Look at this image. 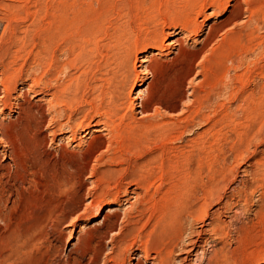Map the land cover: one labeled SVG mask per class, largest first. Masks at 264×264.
<instances>
[{
  "label": "rangeland",
  "instance_id": "1",
  "mask_svg": "<svg viewBox=\"0 0 264 264\" xmlns=\"http://www.w3.org/2000/svg\"><path fill=\"white\" fill-rule=\"evenodd\" d=\"M57 1L58 0H0V257L4 253L7 256L9 255L7 258L1 257L0 264H90V261L96 252H98V261L96 262L97 264H113L110 261V256L112 255L113 239L119 236L124 229L128 212H134V208L141 205L139 208L143 209L145 207L143 209V211H145L143 212V214L145 215H143L142 221L147 220L148 217H152L157 209L159 210V204L156 202V199H158L157 197H160V191H164V188H166L168 185L172 186L171 183H173L176 179L179 183L180 181H184L182 184L185 185L184 186L181 184L182 189L179 188V191L177 192V194L180 193L179 196L183 200H179V198H177L176 204H186L189 201H194L196 197H201L200 195H202L203 193V185H201V183L204 179V183L207 184L210 182V180L207 178L210 175H206L201 181L195 182L193 178V160L185 158L180 161L181 163H179L176 168H168L170 169V172H168L169 170L165 171L167 172V174H163V176L165 175V177H160L161 174L159 170L155 169L156 171L148 176L149 178H147L148 182L150 181L148 186L149 189L147 188V190L143 185L142 179L140 180L136 176H133L136 179L133 181L134 178L130 177L132 176L130 175L131 173H129L130 171L126 172V169H130V165L127 166L129 164V158L126 159V163L122 165L114 161H108V158L101 159V161L96 158V154L99 151L103 150L105 147L106 134L104 132L106 131L101 130L102 126L96 123V121L98 122V120H101L99 116L95 114H89L84 117L85 113H87L89 109V106L87 105L88 103H85V101L87 102L88 100L85 99V96L87 95H81L80 91L77 95L79 98L77 97L76 100L77 107L75 106L71 110H74L73 113L76 114L75 121L73 122H76V120L78 122L82 120V127H79L75 130V127L72 126L75 123L72 122V125L69 124L72 127L68 124H64L65 126H67L65 128V126L63 125L64 121H66L65 119L59 120L60 122H62L61 125L59 124L60 122L58 123L56 120L54 121L52 114L50 115V111L49 109H47V102L45 101L49 96L44 95L46 91H43V86H41L40 84L37 86V84L33 83L35 82L34 80L37 79L38 75L37 70H35V61L39 54L37 52H40L41 48L43 47L42 44L44 43V41L46 42L47 38L51 36L50 34L53 35L51 31L54 33L56 32V34H59L58 36H60V38L57 36V39L55 36L57 42L56 40H53V49L57 50L56 45L58 44L59 46L66 48L67 55L70 57L71 62L73 63L75 61L74 64L71 63L70 70L75 75H80L82 78H84L83 68L85 65L87 68V57H89L90 61L92 59L91 62L93 63V61L96 59V57L93 56L95 55V53L96 55H99L101 53L99 57H97L101 60V55L103 56V53L107 50L108 52H105V55H107V57H103H105L104 59L109 58V60L105 61L104 59H102L100 61L99 59H96L97 62L95 61V63L93 64H100L102 62V64L108 65L110 63V59L112 61L111 56L113 57V55H115V52L117 54H122V51L124 52L125 49L124 45H127L130 41L129 39L139 33L136 32L137 27H140L141 29L142 27H145L144 29L147 30L149 29L148 26L151 25L150 28L153 26L152 23H161V21L158 20L163 19L164 16L162 14H165V12L171 13V11L173 10L174 11L172 13H176V11H178L177 13H182V11L191 12L194 8H192V4H194V1L199 0ZM231 1L232 5L234 3L237 5V9H240H238L239 12L237 11L238 13H240L237 17L240 21H238V19L236 18V24L230 23L226 26H223L222 28H220V32L218 29V31L216 32L217 34L215 33V37L221 42L220 39L223 36V30H225V33L228 31L234 32L239 28L244 29L247 24L245 30V34L247 36L243 33L245 35V39H243V41L244 44H246L244 45L243 52H245L246 50L247 53H244L245 57L243 66H241L240 69H235L236 71H230V75H232L233 77L231 81H226L228 83L225 84V88L222 91L224 93H221L219 96L209 95L211 102L207 107V104H204L205 106L201 107L202 113L211 119L210 122L206 123L205 120L197 121V123H194V126H191L193 128L189 127V130L191 128L192 131L190 130L186 132V134H184L183 140L178 142L182 144V146L184 144L186 145L185 140H188L191 136V138L195 137L196 134L199 133V131H205L207 128L206 126L210 128L209 131L214 134L211 139L212 142H214L212 152L216 156L215 160H213L211 163L213 171H211L212 175L210 177L213 178V181H216L221 177L219 169L223 164V157L226 156L230 157L226 162L231 166L233 165V169L230 173H228V175L232 176V173L233 176L235 175L234 182L231 183L230 187L224 192L223 200L229 196V193H231L232 190L240 188L244 181H249L250 178L248 177L250 176L248 173L244 172V168H253V166H257L259 164L257 157H260V150L264 146V106L261 103L260 98V95H264V0H248L247 2L246 0ZM56 3H58V5H55ZM238 3L240 6L238 5ZM248 3H250L251 5ZM59 5L60 7H62L61 9H59ZM190 5H192L191 10L189 8ZM247 5H250L251 7H248ZM55 6H57L58 8H56ZM54 8L55 10H57V13L59 12L58 9L63 11H61L60 15L55 14L58 18H56V23L53 22L54 20H52V18H54L55 16L52 10ZM250 8H252V10L253 8L256 9V16H252ZM229 9H231V6L229 7ZM207 11H210V9H208ZM146 13L147 16H145ZM153 14L157 15L158 18H160L161 16L162 17L161 19L155 18L154 20ZM61 15H65V18L67 17L66 20L64 19V16L61 18ZM250 16H252L253 19H256L257 17L256 21H259L257 24L258 26L256 25V21L254 22V20H249ZM198 19L200 21L201 17H198ZM217 19L213 17H209V19H206L207 21H205V25L201 28V32H204L206 26L213 22V20ZM58 20V24L60 25V27H57H59V29L62 27V29H60L59 31L65 30L64 32L61 31L62 33H58V28L56 27ZM61 20H64V22L67 21L66 24ZM242 20L245 22L244 25ZM149 21H152V23H150ZM51 22L53 23V25L51 24ZM49 26L50 28L54 26L55 29L53 27V29L48 31ZM56 28L57 31H53L56 30ZM130 28H132L133 30ZM140 28H137V31H140L138 30ZM248 29L250 30V33ZM126 30L127 34L132 30L129 33L130 36L128 35L129 37H127V34L124 35V32H126ZM145 30L142 29L140 33H142L143 31L145 32ZM245 31L242 30V32ZM121 33L123 34V37L121 36ZM218 34H221L222 36ZM45 35L49 37H46ZM117 35H119V39ZM124 36H126V38H124ZM43 37H45L44 40ZM115 37L118 40H116ZM170 38L171 36L167 37V39ZM126 39L127 41H129L126 42ZM115 40L117 42L119 41L118 44L120 46L118 44H113ZM123 40H125V44L123 43ZM218 40H216V42L219 43ZM116 41L114 42L115 44L117 43ZM63 42L65 44H63ZM79 43L82 45H80ZM89 43L92 44L90 45ZM93 44L94 47L96 45L95 49L93 47ZM185 47L187 48L188 52H182L183 55L181 53L178 56L179 60L178 58H176L173 61L174 63H163V66H166V69L164 67L165 73L159 77L157 82V85H159L158 97L161 96L159 98L163 104H167L168 106L175 105V108H161L162 114L168 115L169 113L171 114V116H176V114H179L180 112L182 114L183 112L188 113L193 110L192 106L194 105V98L188 93L190 87L186 86L189 84L185 82V88L183 87L184 97L182 100L178 99L179 91L176 86L179 78L181 77V74H183L187 70H190V68L193 69H191V76L196 74V76H193L192 79V84L195 85L196 82L201 79V75L199 74V65L201 61L200 58H198L200 57L198 55L199 53L193 50L194 47L197 48V44H194L190 39L187 41ZM77 48L80 54H78ZM91 48H93L94 50H92L96 52H91L92 50H89ZM110 48H112L113 50L115 49V51L112 50L114 52L113 54L110 51ZM116 48L121 51H118ZM166 48L170 50V47ZM88 50L89 54H92L91 56H93L95 59L90 58V55L88 56ZM97 50H99V54H97ZM154 56L161 59V56L159 57V55ZM195 56L198 59L195 58ZM107 61L109 63H104ZM214 64L218 65V62ZM218 67H215L213 69V73L211 76V81H213V83L211 82V85L215 84L216 86L221 82L220 75L222 74V70L220 69V67ZM236 74L242 75L241 81L235 78L234 75ZM160 78L162 80H160ZM3 80L9 81L7 84L3 85ZM175 82L177 83L175 84ZM3 86H6L7 88L5 89V87ZM38 90L42 92H38ZM5 95L10 96L11 100L6 104H3L2 100L3 96ZM133 96L134 95H131L130 100L133 98ZM202 96L203 95H199V99H204V97ZM39 97L41 99H39ZM132 101L134 102L133 99L131 100V102ZM16 102L17 105L15 104ZM80 107L83 109H80L79 111ZM81 110H83L82 113ZM89 119H91L92 121ZM86 121L90 122L88 123ZM85 122L87 125L85 124ZM60 126H64L63 129L62 127L60 129ZM95 126H98V128H100V131H92L93 128H96ZM189 132H191V134ZM192 132L195 134H192ZM98 133L99 135H96L95 137L94 134ZM80 136H83L84 138ZM88 141L90 143L89 145L87 143ZM79 142L84 143L82 145H79ZM86 144L88 145L87 147ZM184 146L183 149L186 150V147L184 148ZM236 151H241L240 153L242 157L238 159L237 162H234L232 160V157L235 155ZM181 166H184V170H182ZM124 167L125 170H123ZM118 168H120L123 172L119 173L120 169L118 170ZM180 170H182L181 173H179ZM186 170L189 171L187 172ZM151 176L154 178L150 179L152 178ZM55 177H67L66 179L68 181L66 183L64 182L65 185L64 183L61 184L62 189L59 185H57ZM169 180L172 181L169 182ZM139 182L141 186L139 185ZM154 185L155 188L152 189ZM168 187L166 189H168ZM184 188L185 190H183ZM157 189L160 191L157 192ZM145 192L148 193L146 194ZM151 192L152 194L154 193V201L152 199ZM156 193L158 194V196H155L157 195ZM105 194L106 196H104ZM148 194H150L149 196L151 198L148 196ZM136 195L138 197H135ZM143 195L145 196L143 197ZM256 195L258 196L257 193L253 196L254 202L257 198ZM79 198H82V202L78 209L71 211L72 213L70 212V216L68 215L66 224L63 223L64 225H61L58 229L54 228L52 225L53 222L47 216L51 211L54 210L52 209V207L55 208L57 202L66 200L64 201L66 205L61 210H57L58 212L56 211L57 214L63 215L67 212V209L75 207ZM96 198L102 199L100 200V204L98 205L102 207V211L95 220H91V217L95 212V207H90L89 209H87V213L86 215L84 214V216L82 215L81 211L84 206H86L85 202H89L90 200ZM137 198L139 199V201H141V203L143 202V200L144 202L141 204ZM134 202H136V204H134ZM216 207L217 205H213L210 211L214 210ZM85 208L88 207L86 206ZM115 208H117V212ZM250 208L251 210H249L250 212L248 214L249 217L252 218V209H254L255 207L253 205V207L251 206ZM113 210L115 213L113 212ZM234 211L236 212L235 214L238 213V209L236 206H233L231 212L227 215H233ZM75 213L77 214V216L74 215ZM74 216L76 217V219L74 218ZM104 216L106 219L103 218ZM222 217L224 218V216ZM71 220L75 221L74 225L71 224L72 222H74ZM102 221L104 225L102 226L103 229L101 227L100 230L106 233L104 234L105 236L100 234V230V232L95 230H91L92 232H90V230H88L87 227L91 224L95 223L99 225ZM191 222L193 223V221ZM191 222L189 224L192 225L194 230L207 228L206 222H194L193 224ZM34 228L36 229V231ZM59 229L62 230L61 234L59 233ZM69 232H71L70 238L68 237ZM97 234L100 235L98 236ZM207 234L203 236L204 238L206 237V241H204L203 238L199 242L200 245L197 250L198 254H196V259L200 258L201 254L203 253L202 251H206V253H208L209 249L211 250V238L209 237L210 235ZM78 236L80 237V241L77 242ZM251 239L254 238L251 237ZM136 244H134L131 249H129L128 252L125 253L127 260L126 264H135L137 260L140 261V264H150L152 262L151 259H145V257L143 258V252L140 251L141 249L139 247V243L137 242ZM71 245L74 246V248ZM8 252L11 253L9 254ZM185 256L186 254H183L181 252L177 256V260ZM191 257H194V255Z\"/></svg>",
  "mask_w": 264,
  "mask_h": 264
},
{
  "label": "bare ground",
  "instance_id": "2",
  "mask_svg": "<svg viewBox=\"0 0 264 264\" xmlns=\"http://www.w3.org/2000/svg\"><path fill=\"white\" fill-rule=\"evenodd\" d=\"M247 1L248 0H246V2ZM231 2H232L231 0H203V1L199 0V1H194V4H192L193 6L190 5V7H189L190 10H191V6H192V8L194 7L192 9L193 11H191V12H183L182 11V13H177L178 11H176V13L175 12L172 13L174 11L173 10V11H171V13L165 12V14L166 13L167 14L166 15L162 14L164 16L162 20H158V19H161L162 16L160 18H158V16H157L158 13H157V15H154L155 14L154 13L153 19L155 20V18H158L156 20L161 21V23L157 22L158 24H153L152 23L153 20L151 22L149 21L150 23H152L153 26L150 28V26H151L150 25V26H148L149 29L145 30L144 29L145 27L143 28L142 27L143 25H142L141 26L142 29L145 30V32L143 31L142 33H140V31H142V29L140 27H137V28H140V29H138L140 31H137V28H136V32H139V33L136 34V32H135L136 35H134L130 39L128 38L130 41L128 40L129 43L127 45L125 44V40H123V43L125 44L124 45L125 46L124 52L122 51V54H117L115 52V55H113V57L111 56L112 61L110 59V61H109L110 63L108 61L104 62V63H109L108 65L102 64V62L100 64H98V63L93 64V63H95L96 59H99L97 57H99V55L101 54L100 52H98L100 50L99 49V50H97V54H99V53L100 54L96 55V53H95L96 51H93L96 48V45L94 47V44H93L94 49L91 48L89 50L93 49L91 52L95 53V55H93V56L96 57V59L93 56H91L92 54H89V50H88V52H87L88 56L90 55V58H94L95 60L92 63L91 62L92 59L90 61L89 57H87L88 59L86 60V63H88V65H87V68H86V65L84 66V68H83L84 73L82 72L84 74V78H82L80 75H75L70 70L72 62L70 60V57L67 55L66 48L59 46V44L56 45V42H57L56 39H57V36L59 34L57 35L56 32L54 33L51 31V33H53V35L50 34L51 35L50 37L45 35L46 37H49V38H47L46 42L44 41V43L42 44L43 47L41 48L40 52L39 51L37 52L39 54H38L36 61H35L36 69L35 68L34 69L37 70L38 75H37V79L34 80L35 82H33V83L37 84V86L39 84L41 86H43V88H44L43 91L44 92L46 91L44 95L49 96L47 98V100H45V101L47 102V105H48L47 109H49L50 115L52 114L54 121L56 120L58 123L60 122L59 121L60 119H65L66 121H64L63 125L64 124H68V125L71 124L72 125V122L75 121L76 114L73 113L74 110L73 111H71V110L73 107H75L77 105L76 100L78 97L77 96L78 93L81 91L80 92L81 95H87V96H85L86 97L85 99L86 100L88 99V100H87V102L85 101V103L86 104L88 103L87 105L89 106V109L87 108L88 109L87 113H85L86 112V110H85V112H84L85 115L83 114L84 117H86L89 114H95V115L99 116V118H101V120L97 119L98 122L96 121V123H98L100 126H102L101 130L106 131V132H104L106 134V136H105V139H106L105 147L103 145L104 149L102 148L103 150L99 151L96 154V158L99 159L100 161H101V159L108 158L107 159L108 161H114V162L119 163L121 165L125 164L126 159L129 158V160H128L129 162L127 161L129 164L127 163L128 164L127 166L130 165L129 166L130 169H126V172L130 171L129 173H131L130 175H132L130 177L136 176L140 180L142 179L143 185H144V187H146V189L148 188L149 182H150V181L148 182V180H147V178H149L148 176L153 174L156 170H159V172L161 174L160 177H161V176H163V174H165V173L167 174V172H165V171L169 170L168 172H170V169H168V168H176L178 166V164L181 163L180 161L185 159V158L193 160V163H194L193 178H194L195 182L201 181L206 175H208V176L212 175L211 171H213V169L211 167V163L216 158V156L212 152V147H213L214 142H212L211 139L214 136V134L211 133L209 131L210 128H208V126H206L207 127L206 130L203 132L199 131V133H197L195 137L191 138L192 137L191 136L190 138L188 137L189 138L188 140H185L186 138L184 139L186 145L184 144L185 146L184 145L183 146H184V148L186 147V150H184L182 144H180L178 142L183 140L184 134H186V132L190 131L191 128H193L191 126H194L195 125L194 123H197V121L205 120L206 123L210 122L211 119L202 113L201 107L205 106L206 104H207L206 107L209 105V103L211 102L209 95H215V96L218 95L219 96L221 93H224L222 91L225 88V84L228 83L226 81L227 80L231 81V79L233 77L232 75H230V71L235 70V69L236 70L240 69V67L243 66L244 57H245L244 53H246V50H245V52H243L244 51L243 50L244 45H246V44H244L243 39H245L244 37L246 35L245 30H246L247 24H246L244 29L239 28L234 32H232L230 30L231 32L228 31L225 33L224 32L225 30H223V32H222L223 36L221 34H218V35L222 36L221 39L219 38L221 40V42L218 39H216V37H215V33L218 31V29L220 32V28H222L223 26H226L230 23L236 24L235 21H237V20H235V19L240 14V13H238L239 8L237 9V5L234 3L232 5ZM250 3H252V2H250ZM250 3H248V4H250ZM55 5H58V3H56ZM238 5H239V3H238ZM230 6H231V9H229ZM55 7L58 8L57 6H55ZM50 8H51V6H50ZM61 8L62 7H60V5H59V9H61ZM59 9H58V11L60 13L59 12L57 13L56 12L57 10H55V8L52 9L54 15L55 14L56 15L61 14L62 10H59ZM208 9H210V11H207ZM259 10H260V8H259ZM146 12H148V11H146ZM179 12H181V11H179ZM250 12H251L252 16L257 14L256 9H254V8H253V10H252V8H250ZM159 14H161V13H159ZM56 15L54 16L55 19L57 18ZM63 16H64V19L66 20L67 17L65 18V15H61V18ZM145 16H147V13ZM252 16H250L249 20L250 21L254 20V22H255L257 20V17H256V19L255 18L253 19ZM198 17H201L200 21H199ZM209 17H213L216 19L218 18V19L213 20V22H211L210 24H208L206 26L204 32H201V28L205 25V21H207L206 19H209ZM54 18H52V20H54L53 22L57 21L58 18L56 20ZM238 21H240V20L238 19ZM62 22H64V20ZM66 22H64V23L66 24ZM256 22H257L256 23V25H257L259 21H256ZM58 23H59V20L56 24V27L57 26L60 27V25ZM240 23H242V22H240ZM244 23L245 22L243 21V25H244ZM51 24L53 25L52 22H51ZM60 24H61V22H60ZM251 24H253V23H251ZM138 25H140V24H138ZM53 27L54 26H52V28H50V26H49L50 29L48 28V31L53 29ZM59 27H57L58 33H62L61 31H63V30L59 31L60 29H62V27L60 29H59ZM64 27H63V29H64ZM57 28H56V30H53V31H57ZM54 29H55V27H54ZM130 29H132V28H130ZM251 29H252V27H251ZM127 30H126V32H124L125 33L124 35L127 34ZM242 30H244L245 32H242ZM86 32H88V31H86ZM106 32H107V30H106ZM89 33H92V32H89ZM129 33L127 34V37L130 36ZM249 33H250V30H249ZM255 33H256V31H255ZM218 35H216V36H218ZM55 36H56V39H55ZM121 36L123 37V34ZM168 36H171V38L167 39ZM58 37L60 38V36H58ZM117 37L119 39V35H117ZM83 38H85V37H83ZM106 38H107V36H106ZM124 38H126V36H124ZM44 39H45V37H43V40ZM65 39H67V38H65ZM115 39L118 40L116 37H115ZM190 39L192 40V42L194 44H197V48L194 47L193 50H195L197 53H199L198 55L200 56L198 58H200V61H201V62L199 61L200 62L199 74L201 75V79H199L195 85L192 84L193 76H196V74L191 76V73H192L191 69L192 68H190V70H187L186 72L181 74V77L179 78L178 83L175 82V84L177 83V86L175 84L174 85L176 86V88L179 91L178 92V95H179L178 99L182 100L184 97L183 87L185 88V86H184L185 82H187L189 84L186 86H189L190 90H189V92L188 91H186V92H188L189 95H191L194 98V100H193L194 105L192 106L193 110L191 112H188V113L183 112L182 114L180 112L179 114H176V116H171V114H169V113H168V115L162 114L161 108H169V109L175 108V105L168 106L167 104H163L159 98L161 96L158 97L159 85H157L158 84L157 82H158L159 77L165 73L164 70L166 69V66H163V63L173 62L176 58H178V56L182 52L183 53L188 52L185 45H186L187 41ZM53 40H56L55 45L57 46L56 47L57 50L53 49V46H52V45H54ZM216 40H218L219 43L216 42ZM120 41H122V40H120ZM128 41L126 39V42H128ZM114 42H113V44L117 45L119 41L118 42L116 41L117 42L116 44ZM69 43H71V42H69ZM72 43H73V41H72ZM63 44H65V43L63 42ZM77 44H78V42H77ZM106 44H107V42H106ZM121 44H122V42H121ZM80 45H82V44H80ZM67 46H68V41H67ZM166 47H170V50ZM78 48H77V51H78ZM86 48H83V49H86ZM117 48H118V46H117ZM97 49H98V46H97ZM110 49H111L110 51L113 54L114 53L113 51H115V49L114 50L112 48H110ZM70 50H71V48H70ZM190 50H191V48H190ZM118 51H121V50H118ZM105 52L104 53L102 52L104 54L103 56L107 57V55H105L106 54ZM109 53H107V54H109ZM183 53H182V55H183ZM78 54H80L79 51H78ZM85 54H84V56H85ZM112 54H110V55H112ZM154 55H159V57L161 56V59L156 58ZM103 56L101 55V57H102V58L100 57L101 60L105 58ZM73 58H75V57H73ZM195 58H197V57L195 56ZM72 60H74V59H72ZM104 60L105 61L109 60V58L104 59ZM178 60H179V58H178ZM87 61H90L91 63L87 62ZM137 62H138V64H137ZM217 62H218V65L214 64ZM74 63H75V61L72 64H74ZM91 64H93V65H91ZM74 66H76V65H74ZM218 66L222 70V74L220 75L221 76V82H220V84L218 83L219 85H216V86H215V84L211 85V82L213 83V81H211L213 69L215 67L217 68ZM164 67H165V69H164ZM175 71H177V70H175ZM60 76H63V77H60ZM234 76L237 80L241 81V78H242L241 74H236ZM160 80H162V79L160 78ZM8 81L3 80V82H2L3 85L7 84ZM3 87H5V89L7 88L6 86H3ZM161 90H162V88H161ZM38 92H42V91L38 90ZM44 95H42V96H44ZM131 95H134L132 98L134 100V102L133 101L131 102L132 99L130 100ZM199 95L200 96L203 95L202 97H204V99H202V98L199 99ZM228 95H229V93H228ZM260 96H261L260 97L261 103L264 106V95H260ZM173 98H174V96H173ZM211 98H212V96H211ZM39 99H41V98L39 97ZM10 100H11V97L5 95V96H3L2 102H3V104H6ZM174 100H176V99H174ZM15 104L17 105V102ZM83 104H84V102H83ZM81 107H82V105H81ZM81 107L79 108V111H80V109H83ZM82 111L83 110H81V113H82ZM42 112H44V111H42ZM137 114L140 116H138ZM78 116H79V114H78ZM78 116H77V118H78ZM136 116H138V117H136ZM52 117H50V118H52ZM88 118H89V116H88ZM88 118H86V119H88ZM50 120H52V119H50ZM89 120H91V119H89ZM86 122L89 123L90 121H86ZM86 122H85V124H86ZM73 123H75L74 125H72L75 127V130L79 127L81 128L82 124H83L82 120L79 122L76 120V122H73ZM59 124L62 125V122H60ZM71 125H69V126H71ZM88 126H89V124H88ZM61 127L62 126H60V129H61ZM63 127H62V129H63ZM66 127L67 126H65V128ZM91 127H90V130H91ZM95 127L96 128H93L92 131H100V128H98V126H95ZM189 127H191L190 130H189ZM51 133H53V132H51ZM99 133L94 134L95 137H96V135H99ZM189 133L191 134V132H189ZM192 134H195V133L192 132ZM88 136H89V134H88ZM88 136H87V138H88ZM73 137H74V135H73ZM80 137H83V136H80ZM83 143L84 142H79V145H82ZM87 143H88V145L90 144L89 141ZM244 144H245V142H244ZM88 145L86 144V147ZM187 147H188V149H187ZM90 148H92V147H90ZM240 152H238V151L235 152V155L232 157V160L234 162H237V160L242 157ZM229 158L230 157H227V156L223 157V164L221 163L222 165L220 166V169H219V173H221V177L219 179H217L216 181H213V178L209 176L207 178L210 180V182L207 184L204 183L205 179L203 180V182L201 183V185H203V193H202V195H200L201 197H199V198L196 197L194 201H189L186 204H180V203L176 204L177 198H179V200L182 199L179 196L180 193L177 194V192L179 191V188L182 189V185H184L182 183L184 181L183 182L180 181V183H179L177 179H176L177 181L174 179L175 181L173 183H171L172 186H170V185H168L169 187L167 186L168 189H166L167 187L165 186L166 188H164L165 189L164 191H160L158 189L156 190L157 192L160 191L161 193H160V197H157L158 199H156V202L159 204V210L157 209L158 212L156 211L154 213V215L151 214L153 218L148 217L147 220L142 221L143 215H145V214H143V212H145V211H143V209L145 207L143 209L139 208L141 205L135 207L134 212L133 211L128 212V214L126 216L127 221H126V225H125L124 229L122 230V232L119 236H117L115 239H113L112 255L110 256L111 263H113V264H126L127 260H126L125 253H127L128 250L131 249V247L138 242L139 247L141 249L140 251L143 252V258L145 257V259H147V258L151 259L152 264H264V146L260 150V157L259 158L257 157L259 164L257 166H253V168H251V167L249 169L244 168V172L248 173L250 176V177H248V178H250L249 181H247V182L244 181V183L242 184V186H240V188L232 190V192L229 193V196L227 195L228 197H226L223 200L224 192L226 191V189H228L230 187L231 183H233L235 180V175L233 176V173H232V176L228 175V173H230L233 169V165L231 166L230 164H228L226 162ZM257 163H255V164H257ZM181 167H182V170H184L183 169L184 166H181ZM126 168H128V167H126ZM119 169L120 168H118V170ZM123 170H125V167ZM182 170H180L179 173H181ZM121 172H123V171L120 169L119 173H121ZM93 174H94V172H93ZM186 174H184V175H186ZM245 176H246V174H245ZM128 177H129V175H128ZM163 177H165V175ZM66 178L65 177H55V181H56L57 185L60 186V188H61L62 183H64V182L66 183L68 181ZM153 178L154 177H152L150 179H153ZM139 179H137V180H139ZM190 179H191V177H190ZM134 180H136V179L134 178L133 181ZM171 181L169 180V182H171ZM211 181H213V182H211ZM65 183H64V185H65ZM162 184H163V182H162ZM162 184H160V185H162ZM139 185H140V182H139ZM158 185H159V183H158ZM158 185H156V186H158ZM179 185H180V187H179ZM175 187H177L178 189ZM154 188H155V185L152 189H154ZM159 188H160V186H159ZM162 190H163V188H162ZM183 190H185V188ZM101 192H103V191H101ZM152 192H151V194H152ZM256 193L258 194V196L256 195L257 198H256V201L254 202L253 196ZM106 194L104 196H106ZM137 195L135 197H138ZM149 195L150 194H148V196ZM153 195H154V193L151 195L152 199L154 201ZM102 196H99V197H102ZM144 196L145 195H143V197ZM155 196H158V194ZM233 199H234V201H233ZM100 200H102V199L96 198V199L90 200L89 202H85V204L88 208H85L86 206H84V208H83L84 210L82 209V211H81L82 215L83 216H84V214L86 215L87 209H89L90 207H95L94 215L91 217V220H95L100 215V213L102 211V207L98 206L100 204ZM146 200H148V199H146ZM64 201H66V200H64ZM64 201L57 202L55 208L52 207V209H54V210L51 211L49 214L47 213L48 218L53 222V224H52L53 227L56 229H58L61 225H64L63 223L66 224V220H67L68 215L70 214L71 211H74V210L79 208V206L82 202V198L78 199V202L74 208L71 207V208L67 209V212L66 211H65L66 213L64 212L65 214H63V215L57 214V212H58L57 210H59V209L61 210L66 205V203ZM138 201H139V199H138ZM185 201H184V203H185ZM139 202L141 203V201H139ZM143 202H144V200H143ZM150 203H152V202H150ZM134 204H136V202H134ZM213 205H217V207L214 210L210 211V209ZM253 205L255 207L254 209H252L253 212L251 215H253V217L250 218L248 213L250 212L249 210H251L250 207L251 206L253 207ZM152 206H153V204H152ZM233 206L237 207L238 213L235 214L236 213L235 212L236 210H235L233 215H231V216L227 215L231 212ZM116 209L117 208H115V210ZM153 211H155V210H153ZM113 212H114V210H113ZM116 212H117V210H116ZM76 213L74 215L77 216ZM222 216H224V218ZM80 217H81V215H80ZM74 218L76 219L75 216H74ZM103 218L106 219L105 216ZM144 219H146V218H144ZM71 221H74V220H71ZM191 221H193V223L194 222H197V223L198 222H206L207 228H200V230H196V229L194 230L192 225L189 224ZM69 224H70V222H69ZM71 224L74 225L75 221L72 222ZM103 225L104 224L102 221L99 225L94 223V224H91L90 226H88L87 228H88V230H90V232H92L91 230H95V231L100 232L101 231L100 229ZM102 229H103V227H102ZM35 231H36V229H35ZM59 233L60 234L62 233L61 229H59ZM100 234L104 235L106 233L104 231H101ZM206 234L210 235L209 237L211 238V245H210L211 250L209 249L208 253H206V251L201 250L203 253L200 251L202 254H201L199 259L197 258L198 259L197 260L196 254H198L197 250H198L199 245H200L199 242L204 238L203 236H205ZM70 235H71V232L68 233L69 238H70ZM251 237L254 239H251ZM205 239H206V237L203 240L206 241ZM66 240H67V238H66ZM78 241H80L79 236L77 238V242ZM136 245H138V244H136ZM72 247L74 248V246H72ZM181 252L183 254L185 253L187 257L185 256V257L177 260V256ZM93 253H95V252H93ZM193 255H194V257H191ZM8 256L5 255V253H4V254H2L1 257L7 258ZM128 257H129V254H128ZM188 257H190V258H188ZM192 258H194V259H192ZM195 260H197V261H195ZM89 261H90V259H89ZM97 261H98V252H96L94 254V256L92 257L90 262L93 264H97L96 263ZM135 264H140V261L137 260V262Z\"/></svg>",
  "mask_w": 264,
  "mask_h": 264
}]
</instances>
